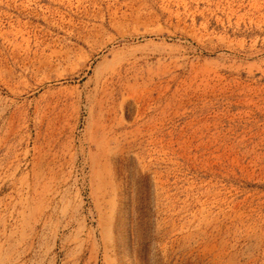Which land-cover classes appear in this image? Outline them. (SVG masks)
I'll list each match as a JSON object with an SVG mask.
<instances>
[{"label":"rangeland","instance_id":"rangeland-1","mask_svg":"<svg viewBox=\"0 0 264 264\" xmlns=\"http://www.w3.org/2000/svg\"><path fill=\"white\" fill-rule=\"evenodd\" d=\"M0 264H264V0H0Z\"/></svg>","mask_w":264,"mask_h":264}]
</instances>
